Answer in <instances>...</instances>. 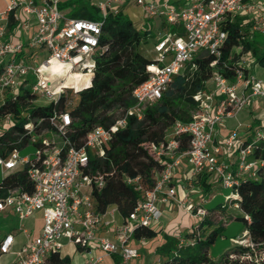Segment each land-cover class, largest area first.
Returning a JSON list of instances; mask_svg holds the SVG:
<instances>
[{"label":"built area","instance_id":"2783aa9c","mask_svg":"<svg viewBox=\"0 0 264 264\" xmlns=\"http://www.w3.org/2000/svg\"><path fill=\"white\" fill-rule=\"evenodd\" d=\"M60 2L8 0L6 11L1 16L3 24L0 25V104L6 99L17 101L23 90L28 88L35 105H56L62 99L66 105H74L79 93L92 86L106 17L126 5L134 4L141 8L146 20L141 27L150 29L151 23L158 19V23L167 30L157 33L154 49L158 57L155 63L147 66L149 78L133 91L135 104L109 127H95L81 145H76L68 136L73 122L68 111L54 108L47 117L28 120L24 126L29 141L25 149L34 146V153L25 156L18 149H13L6 157H0V167L4 174L18 167H27L34 190L31 193L19 188L9 190L6 197L0 199V216L13 212L22 228V221L42 212V228L34 237L27 235V242L17 253L16 264H45L49 254L62 251L64 241L83 251L96 244L104 254L119 255L120 264H129L132 259L140 257V252L127 247L126 241L139 226H153L161 220L160 202L176 200L175 188L170 186L184 160L193 179L209 173L225 188L237 184L242 175H254L260 164L249 159L252 144L242 147L238 128L220 145L214 144L220 124L236 117L252 100L264 101V81L252 73L247 59L250 53L243 55L235 67L224 63V67L232 71V79L216 70L228 38L223 22L229 16L254 10V0H188L181 6L171 0H97L98 19L67 18L59 8ZM262 12L261 21L253 29L264 32V7ZM10 16L19 23L22 31L31 33L34 25L28 39L21 38L15 42L6 38ZM147 22H150L149 27ZM170 27L177 30L172 31ZM25 47L32 50L30 59L23 56ZM43 51L47 52L46 57L42 56ZM200 53L212 57L210 66L215 72L209 81L213 86L193 96L196 107L188 122L177 121L167 132L165 140L150 144L152 154L164 163L163 168L156 176L154 189L143 193L134 211L117 228V240L98 237L96 233L100 227L109 225L111 221L104 220L106 213H99L94 207L92 188L102 187L104 178L100 174L91 176L85 172L91 155L104 157L114 133L127 125L128 117L142 120L145 108L160 100L175 76ZM254 61L253 57L252 63ZM73 75L85 76V80L78 87L65 84ZM12 124L10 113H0V130H7ZM185 134L189 136V143L187 150L182 151L181 140ZM263 139L264 125L255 130L253 143ZM235 151L238 155L232 161ZM137 181L138 178L127 179L129 184ZM181 204L185 206L186 201ZM185 209L195 222L206 214L204 208L194 211L190 204ZM177 238L186 244L181 234ZM13 243L14 235L7 234L1 251L9 253ZM232 243L248 250L241 254L229 252L231 259L254 263L264 261V244L255 245L248 232L232 239ZM99 261L101 257H89L85 264H97ZM158 264L163 263L159 261Z\"/></svg>","mask_w":264,"mask_h":264},{"label":"trees","instance_id":"16d2710c","mask_svg":"<svg viewBox=\"0 0 264 264\" xmlns=\"http://www.w3.org/2000/svg\"><path fill=\"white\" fill-rule=\"evenodd\" d=\"M79 2L81 1L67 0L63 5L60 4L59 8L63 10L73 6L69 11L70 18L100 17L96 6L92 11L86 4L77 5ZM15 25L16 22L10 16V29ZM158 27L167 30L163 24H158ZM222 27L227 31L228 38L217 71L232 79L233 73L224 67V63L235 67L240 58L248 53L255 58L253 66H264V33L252 29L251 24L244 25L235 16L227 17ZM170 30L176 31L177 28L170 27ZM157 33L142 31L141 25L136 26L127 18L124 9L110 13L106 17L100 37L101 50L96 56L92 86L79 93L74 105H66L64 99L56 105H35L34 96L28 88L23 90L17 101L6 99L0 104V113H10L13 121L9 129L0 130V157H6L13 149L22 152L29 143L25 124L30 118L49 116L54 108L71 114L73 122L68 136L76 145H81L86 135L95 127L112 125L135 104L134 89L149 78L147 66L155 63V60L145 57L139 47L150 40L156 42ZM211 61L212 57L207 53H200L185 70L175 76L162 98L145 108L142 120L134 116L128 117L127 125L114 133L104 157L91 155L89 167L85 172L91 176L100 174L104 178V185L93 186L91 191L97 212L104 214L113 207L126 220L143 193L154 189L156 176L164 163L152 154L150 144L165 140L167 132L177 121L188 122L191 119L190 115L176 104L175 95L179 94L186 105L191 109L195 108L193 96L207 89V82L215 72L210 66ZM257 128L258 126L254 129ZM254 132L255 130L251 131L245 138L240 136L239 132L242 147L252 144L249 159L260 163L254 170V175L240 176L237 184L227 188L230 191L224 195L225 201L220 202L216 208L207 209L206 204L194 208L196 211L202 207L206 214L195 222L194 227L186 228L181 233V238L185 239L186 244L181 243L177 237L165 234L164 244L157 249L158 253L164 256L160 260L163 264H264V261L254 263L231 259L228 255L214 260L209 255V249L223 236L229 220L241 221L245 225L241 233L248 232L251 242L255 245L264 244V139L253 143ZM188 143L189 136L185 134L181 140L182 151L187 150ZM211 176L209 173H202L193 179L194 185L200 188L204 195L213 189L214 185L209 181ZM128 178H138V181L129 184ZM14 188L33 192L34 184L28 176L27 167H18L4 174L0 182V199L5 198L8 191ZM19 227V218L13 212L0 216V257L4 254L1 246L5 236ZM157 234V230L152 226H139L133 237L136 240L152 239ZM239 235L237 233L230 239H237ZM230 250L241 254L248 248L234 245ZM45 264H71V259L61 252H54L47 256Z\"/></svg>","mask_w":264,"mask_h":264},{"label":"crops","instance_id":"0c3cea01","mask_svg":"<svg viewBox=\"0 0 264 264\" xmlns=\"http://www.w3.org/2000/svg\"><path fill=\"white\" fill-rule=\"evenodd\" d=\"M188 0L183 1L182 3L178 4V6L184 5ZM8 0H0V25L3 24V21L1 20V16L6 11ZM175 3V2H173ZM177 5V4H176ZM35 27L34 25L31 28V33L34 31ZM30 32L22 31L20 28L19 23L17 22L15 27L13 29H10L9 25L7 27L6 32V38L18 41L19 39L26 40L30 37ZM27 49V50H26ZM32 50L28 47H25L23 50V56L27 57V59L31 57ZM257 65L252 64L251 68L254 71V68H256ZM260 66V65H259ZM264 68V66H261ZM252 73L258 78L264 81V71L261 72H253ZM211 82V84L208 85V83ZM213 83L212 81L207 82V87H212ZM264 108V101L263 100H252L250 104L242 110L236 117L226 119L224 123L220 124L217 127V132L214 137V144L220 145L223 140L229 136V134L236 128H239L240 136L245 138L246 136L251 134V131L256 130L255 127L258 126L261 127L264 125V118L263 116H260L259 113L261 109ZM258 121V122H257ZM256 122V123H255ZM254 125V126H253ZM238 155V152L235 151L232 154V161L236 159ZM233 166L236 167V164ZM175 177V181L171 183V185H174V188H179L180 186H183L182 188L185 189L184 194H181V198L186 201H192L201 205L206 204L212 201H215L216 199L221 197L220 192H223L222 185L214 179V177H210V180L213 183V189L209 194L204 195L202 190L194 185V181L192 178V172L187 164V162L184 160L182 164L177 168ZM188 186V187H187ZM187 187V188H186ZM190 189V190H189ZM195 193V194H194ZM198 196L195 198V195ZM201 197L208 198L203 203H200L199 200H201ZM184 200V201H185ZM180 200L176 198L174 203L167 202V203H159V206L161 210L163 211V216L161 220L154 224L152 227L157 230L158 234L156 237L152 239H141L136 240L133 236H131L125 243L127 247L135 248L139 250L140 257L132 259L129 264H132L131 262L133 260H136V263L134 264H146L145 262V256L149 255L152 256L150 264H158L161 259H163V255L158 253V248L164 244L165 238L164 235L168 234L172 237H177V235L181 234L186 228H192L195 225V219L187 213ZM199 201V202H198ZM196 205V206H198ZM10 212V211H8ZM6 212V213H8ZM41 214V220L43 225V217L42 212H37ZM36 215V214H35ZM166 216L165 220L164 217ZM168 216V217H167ZM32 217L27 218V220L32 219ZM104 220H110L111 223L109 225H102L100 229L97 231L98 237H106L111 240H117L116 236V230L117 228L124 223L123 217L119 214V212L116 210V208H110L106 214L104 215ZM42 225L40 229L36 232L31 233V237H34L38 235L40 232ZM23 226V224H22ZM20 228V227H19ZM23 228V227H22ZM20 230V229H18ZM24 233L27 235L29 234V231L27 228H23ZM32 231L33 228H32ZM12 234V233H9ZM231 237V236H230ZM65 245L61 251V254L63 255V251H65L64 256H68L71 259V264H85L89 257H101V261H99L97 264H120L121 263V257L117 254H104L99 247L96 244H92V246L87 249L86 251L80 250L76 245L72 243H68L67 241H64ZM66 249V250H65ZM154 257H158V260H154ZM16 263V261L14 262ZM12 263V264H14Z\"/></svg>","mask_w":264,"mask_h":264},{"label":"rangeland","instance_id":"374dc122","mask_svg":"<svg viewBox=\"0 0 264 264\" xmlns=\"http://www.w3.org/2000/svg\"><path fill=\"white\" fill-rule=\"evenodd\" d=\"M65 1H67V0H61L60 4L63 5ZM80 1L81 2H79V4H77V5H80L81 3L86 4L88 9L93 11V7L95 6V3H96L97 0H80ZM171 1L175 2V4L178 5V4L182 3L185 0H171ZM254 4H255V9L254 10H251V11L245 13V14L235 15V17L239 18L240 21L244 25H250L251 24L252 25V29L254 28V26H258L257 23L259 21H261V19H262V16H263L262 7H264V0H254ZM80 7L81 6H78V8H80ZM72 8H73V6L72 7L68 6V7H65L63 10H61V8H60V10L67 18H70L69 11ZM122 9H124V14L127 16V18H129L132 21V23L135 24L136 26H139L142 23H146L145 17L143 15V12H142L140 7H137L134 4H130L128 6L127 5L124 6ZM99 15H100V13H99ZM124 20L125 19L123 18L122 21H124ZM158 22H159L158 19L154 20L151 23V26H150V22H147L146 26H148V27L150 26L151 28L149 29V28L144 26V27H141V29H142V31L147 30L149 34H153V33L159 32V31H164L165 28L158 27V24H159ZM261 25H263V23ZM262 33H264V32H262ZM154 45H155V40H150L147 43L141 44L140 47H139V50L145 57H147L149 59H152V60H156L157 57H158V54L156 53V51L154 49ZM42 56L46 57L47 56V52L43 51L42 52ZM249 56H250V58L247 57V59H249V61H250L248 63H250L249 65L252 66V64H253L252 63L253 56H252L251 53H250ZM187 67H188V65H187ZM254 71L258 73V72L264 71V68L257 64L256 68H254ZM209 84H211V82H209L208 85ZM175 102L182 110L186 111L190 115V117L195 112V108L191 109L188 105H186L184 103L183 99L179 96V94L175 95ZM259 115L263 116V118H264V108L261 109ZM239 128H238V130H239ZM34 151H35V147L34 146H29V147H27L26 149H24L21 152V155H25V156L26 155H32L34 153ZM176 173L177 172H175V175H176ZM3 177H4V173H3V171H2V169L0 167V182L2 181ZM174 179H175V177H173L172 182H173ZM170 187H174V185L172 184ZM182 187L183 186H180L179 188L176 187L175 191H176L177 199H179L181 203H184L186 200L184 199L185 200L184 201L181 198L182 196L180 194V193H182V194L185 193L184 192L185 189H183ZM222 189H223V192H220V194H221L220 198L216 199L212 203H206V208L207 209L216 208V206L220 202H224L225 201L224 195L226 193H229L230 190L227 189V188H222ZM197 196H198V194L195 195V198ZM208 198H210V197H207V198L201 197V200H199V201H200V203H203L206 200H208ZM174 201L175 200H171L170 202L174 203ZM188 204L191 205L192 209H194L196 207V205H198L196 203V201L195 202L186 201L185 206H187ZM185 206H182V207L188 213V211L185 209ZM165 218H166V216L164 217V220H165ZM22 224H23V228H25V229L27 228L28 230H30L29 234H31V233L34 234V232L38 231L40 229L41 225H42L41 214L40 213H36V215H34L32 219H29L27 221L25 219L24 221H22ZM23 228H19L20 230H15V231L12 232V234L14 235L13 246H12V248H11L9 253H5V254L1 255L0 264H12V263H14L17 260L16 259L17 253L21 250L23 245L27 242V234L24 233ZM32 228H33L34 231H32ZM244 229H245V225L241 221H239V220H229L228 223L225 226L224 231H223V236L219 237V239L216 241V243L213 244L211 246V248L209 249V255L214 260H219V259L222 258V256L228 255V253L231 251L230 248L232 246H234V244L232 243V240L230 239V236H235L237 233H239L240 234L239 237H240V236H242L241 232ZM62 253L64 255L65 251H63ZM154 258H155L154 259L155 261L158 260V257H154ZM151 259H152V256H149V255L147 256L146 255L145 256L146 264H150ZM131 263L132 264L136 263V260H133Z\"/></svg>","mask_w":264,"mask_h":264},{"label":"bare ground","instance_id":"6f19581e","mask_svg":"<svg viewBox=\"0 0 264 264\" xmlns=\"http://www.w3.org/2000/svg\"><path fill=\"white\" fill-rule=\"evenodd\" d=\"M55 68L59 67L58 65H54ZM85 80V76H81V75H73V76H70L66 81H65V84L69 85V84H73L74 86H79L80 83L82 81Z\"/></svg>","mask_w":264,"mask_h":264}]
</instances>
